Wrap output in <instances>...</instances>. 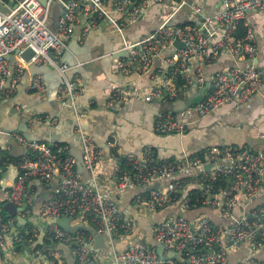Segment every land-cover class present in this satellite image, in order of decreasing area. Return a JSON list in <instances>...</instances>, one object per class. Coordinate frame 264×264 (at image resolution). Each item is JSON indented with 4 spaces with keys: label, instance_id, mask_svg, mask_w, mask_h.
<instances>
[{
    "label": "built area",
    "instance_id": "1",
    "mask_svg": "<svg viewBox=\"0 0 264 264\" xmlns=\"http://www.w3.org/2000/svg\"><path fill=\"white\" fill-rule=\"evenodd\" d=\"M52 1L13 0L8 4L0 0L6 6V10L0 8V94H11L31 63H49L63 79L58 98L69 97V102L74 105L80 90L66 74L70 65L59 58L68 49L74 26L81 18H87L82 26L83 36L97 25L99 18L107 19L120 33V50L127 52L116 56L114 67L123 74L149 69L153 59L166 47L173 48L165 57L164 67L155 74V85L143 94L146 101L159 100L164 94L165 100L172 101L192 85L201 87L206 82L205 66L224 52L253 58L258 52L259 39L264 46V24L258 30L248 19L250 12L264 11V0H221V9L213 11L206 8L207 0H60L65 12L59 17L56 31L49 25ZM156 5L164 12L166 5L169 6L157 27L137 40L127 39L124 35L127 25L148 16ZM184 8L186 14L176 21L179 11ZM242 24L246 32L239 35ZM175 40L181 41L182 45L175 46ZM27 47H31L34 54L25 61L19 53ZM16 49L19 50L17 53ZM11 53L16 55L17 61L6 85L12 67L7 55ZM263 79L264 64L251 62L217 69L209 76L210 88L197 103L179 111L167 110L158 114L154 130L160 134H184L217 108L228 103L237 104L259 92ZM29 83L34 91L45 88L44 80L37 73L31 74ZM130 94L120 85H114L107 105L113 108L116 100L124 101ZM77 121L83 159L90 171L89 182L77 171L76 159L69 152L67 143L31 140L20 132L14 133L17 141L25 146V152L17 160L16 180L3 190L0 200V248L5 245L11 221L2 205L11 201L21 206L26 201L27 208L28 199L32 201V196L27 193L31 179L48 184L56 182L52 195L42 201L39 212L49 221L48 231L52 238L71 244L80 263L89 258L92 233L83 228L70 232L53 221L55 218L71 216L72 223L85 222L97 233H106L110 241L116 235L134 229V220L98 186L97 177L104 155L80 120ZM111 159L114 192L121 194L130 186L141 187L134 201L145 211L179 202L182 210L206 206L229 215L241 200L245 204L258 191L264 190V151L249 145L209 146L199 154L183 152L178 158H160L154 148L145 147L139 154L125 155L126 168L121 166L119 156L113 155ZM207 163H213V168L205 169ZM186 169L196 171L180 175ZM224 178L226 180L221 181ZM157 179L164 180V185L150 188ZM153 232L156 241L164 246V253L171 249L181 251L183 259H164L152 245L129 244L115 251L109 264H228L230 248L242 242L248 244V254L235 264H264V259L257 256L264 246V204L244 208L242 215L229 224L216 222L207 214H198L194 219L182 213L174 214L157 222ZM35 234L36 229L31 228L19 237L31 239Z\"/></svg>",
    "mask_w": 264,
    "mask_h": 264
},
{
    "label": "crops",
    "instance_id": "2",
    "mask_svg": "<svg viewBox=\"0 0 264 264\" xmlns=\"http://www.w3.org/2000/svg\"><path fill=\"white\" fill-rule=\"evenodd\" d=\"M221 7V0H207L208 10H219ZM162 11L157 5L153 6L148 16L127 25L124 30L125 37L134 41L153 31L160 22ZM184 15L182 10L179 11L176 21L181 20ZM248 19L253 27L261 30L264 24V11H252ZM86 20L87 18H81L78 23L76 22L75 26H80L75 27L72 34L79 35L80 43L72 42L76 54L71 52L72 54L67 55L70 60L76 59L79 65L78 71L72 76L76 89L80 90L74 98V105L69 102V97L60 100L57 94H50L46 85L43 90H31L29 69L28 73H23L18 80L16 89L9 95H2L0 99V200L3 190L16 180L17 160L25 152L24 146L17 141L14 133L20 132L26 137L39 140L51 136L55 138V142L67 143L69 149L80 147L81 137L76 130L79 119L82 127L91 134L104 155L102 170L97 177L98 186L134 220L135 227L130 232L116 235L111 241L107 236L104 241L101 239L102 241L97 242L92 234L89 258L83 263L76 259L74 264H109L113 253L129 244L154 245L157 242L153 232L154 225L173 214L182 213L191 219L196 218L198 214H207L216 222L229 224L242 215L244 208L264 204V190H260L245 204L241 200L229 215L206 206L182 210L179 202L154 211H145L134 201L135 194L142 190L141 187L130 186L121 194L114 192L112 149L126 155L139 154L143 148L152 147L160 158H178L183 152L193 155L205 147L215 145H249L256 150L264 151V79L259 92L237 104L228 103L217 108L194 123L184 134H160L154 130V121L158 114L170 110L163 109L168 100L146 101L143 94L155 85V74L159 68L164 67L165 57L173 48L166 47L153 59L149 69L140 73L133 71L130 74H123L114 67L116 57L111 61L112 54L123 51L120 50L122 44L120 33L107 19L99 18L90 33L91 49L89 47L85 49L83 41L86 34L83 36L82 26ZM50 24L52 17L49 19ZM257 46L258 52L253 58L237 57L229 52L222 53L218 59L205 66V81L217 69L251 62L264 64V46L260 39ZM108 70L111 71L112 77L108 75ZM114 85H120L131 94L124 101L116 100L114 107L110 108L107 101ZM203 86L198 87L197 91L192 90L191 95L195 96ZM186 89L182 91L183 98L187 97ZM80 112L83 115H79ZM195 171L186 169L180 175L192 174ZM164 183V180L157 179L152 185L156 184L159 187ZM55 184V181L48 184L39 179H31L28 182L27 193L32 196V201L29 198L27 208L18 214L25 218L30 217L32 221L27 220L24 224L18 220V226L14 229L10 226L5 235V245L0 248V264H12L18 259L26 264H69L65 249L53 245L57 242L49 241L53 238L48 231V220L39 213L42 201L52 195ZM37 200L40 201L38 207L35 205ZM31 228L36 229V234L31 239L19 237L21 233ZM67 245L75 257L72 245L69 243ZM102 245H107L108 248ZM247 254V243L233 245L228 253V264L237 263ZM257 256L264 259V246Z\"/></svg>",
    "mask_w": 264,
    "mask_h": 264
},
{
    "label": "water",
    "instance_id": "3",
    "mask_svg": "<svg viewBox=\"0 0 264 264\" xmlns=\"http://www.w3.org/2000/svg\"><path fill=\"white\" fill-rule=\"evenodd\" d=\"M40 1L42 3H46L47 0H40ZM12 2H13V0H9L8 3L12 4ZM51 6H52V10H51L52 24H50V27L52 28L53 31H56V27L58 24L59 17H60V15H62L65 12V7L60 0H53L51 3ZM0 8L3 10H6L4 4L2 5V3H0ZM77 26H80V25H77ZM77 26H74V29ZM91 31H92V29L89 30V32L86 34L85 39L83 41V43H84L83 45H84L85 49H87L88 47L91 49V46L89 45V39H90ZM71 37L72 38L68 42V49H66L65 52L63 53V55L61 56V58H59L61 61H66L70 65V68L66 71V74H67L69 79H73L72 76L75 72L78 71L77 66H79L78 61L76 59L70 60L67 56L69 53L72 54L71 52L76 54V50L72 46V42L75 41L77 43H80V41L78 40L79 39L78 34H72ZM174 45L179 47L182 45V42L179 40H175ZM18 51H19L18 49L15 50L16 53ZM126 52L127 51L125 50V51H120L118 53L112 54L111 55V61L116 56L126 55ZM33 54H34V50L31 47H27L25 50H23L22 52L19 53V55L25 61H28ZM7 56L11 60L12 67H11V73L7 76L6 85L9 84V82L11 80V77H12V74L14 71V64L17 61V57L15 54L11 53V54H8ZM87 59H88V57L85 58V60H87ZM29 70H30L31 74L37 73V74L41 75L42 79L45 82L47 90L49 91L50 94L56 95L58 93V88L63 83V79H62L60 73L57 71V69H55L51 64H49V63H42V64L31 63L29 65ZM27 71L28 70L26 69L24 71V73H28ZM107 73L109 76L112 75L110 70H108ZM210 85H211L210 80L208 78H206V82H205L204 86L200 89L199 93H197L195 96L191 95V93H192L191 91L192 90L197 91L198 87L195 85H192L186 89V92H187L186 98H183V94H182L183 92H182L179 97H177L176 99H174L172 101L165 100L164 99L165 94L162 95L159 98V100L167 101V103L165 104L163 109L167 108V109H172L174 111H179V110L185 108L186 106H188L190 104L197 103L204 96V94L207 92V90L210 88ZM1 98H2V94H0V99ZM27 139L34 140L35 138H29L27 136ZM37 140H39V139H37ZM45 140L50 141L51 143H56L55 138L51 137V136ZM23 148L25 149V146ZM69 152L76 159L77 171L82 174V178L84 181L89 182L91 179L90 171L87 168V166L84 162V159H83L82 143H81L80 147L70 148ZM124 159H125V155H122L120 157V162H123ZM213 166H214L213 163H207V164H205L204 168L208 170V169L213 168ZM156 187L157 186L155 184V185H152L150 188H156ZM39 204H40V201L37 200L35 203L36 207H38ZM25 206H26V201H24L21 206H18L11 201H6L3 203L2 209L5 210V213L9 216V218L13 219L12 221L9 222V225L11 226V228L14 229L16 226L19 225L18 220L22 221L24 224L26 223L27 220L32 221L30 219V217L25 218V217L18 214V212H20L22 209H24ZM53 221H55L61 227H63L64 229H66L70 232H74L80 228L86 229L95 236V241H97V242L100 241L101 239L104 241L105 238L107 237L106 233H97V231L94 227H92L91 225H89L85 222L72 223V217L71 216L61 215V216L55 218ZM0 222H1V219H0ZM48 223H49V221H48ZM53 245H57L58 247L65 249V251L67 252L66 258L68 259L69 264L75 263L76 258L70 252V247H69V245H67V243L57 242V243H53ZM102 246L104 248H108L107 245H102ZM152 246H155L157 248L158 253L161 254L164 259H167L169 257H176V258L181 259V260L183 259L181 251H175L174 249H171L170 251H167L164 253V246L158 241L155 242V244ZM12 264H26V262H24L21 259H18V261H14ZM53 264H55V263H53Z\"/></svg>",
    "mask_w": 264,
    "mask_h": 264
},
{
    "label": "trees",
    "instance_id": "4",
    "mask_svg": "<svg viewBox=\"0 0 264 264\" xmlns=\"http://www.w3.org/2000/svg\"><path fill=\"white\" fill-rule=\"evenodd\" d=\"M245 32H246V28L243 26V24L240 25L239 30H238V34L239 35H243V34H245ZM178 82H179V84H181L180 79H178ZM170 110H172V109H170ZM111 152H112V155H114V156H119V157L122 156L121 153H119L116 149H112ZM199 153H200V151H198L195 154H199ZM121 166L124 167V168H126L127 167L126 161L121 162ZM225 180L226 179L224 178L221 181H225ZM82 230L88 232V230H86V229H82ZM49 241L57 242V240H55V239L54 240L53 239H50Z\"/></svg>",
    "mask_w": 264,
    "mask_h": 264
},
{
    "label": "rangeland",
    "instance_id": "5",
    "mask_svg": "<svg viewBox=\"0 0 264 264\" xmlns=\"http://www.w3.org/2000/svg\"><path fill=\"white\" fill-rule=\"evenodd\" d=\"M157 7L161 9V7H159L158 5H157ZM161 10H162V9H161ZM168 11H169V6L166 5V11H165V12H164V11L160 12V13H161L160 19H161L164 15H166V14L168 13ZM182 11L186 14V9H185V8H184ZM173 215H174V214H173ZM171 216H172V215H171Z\"/></svg>",
    "mask_w": 264,
    "mask_h": 264
}]
</instances>
